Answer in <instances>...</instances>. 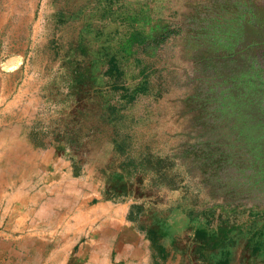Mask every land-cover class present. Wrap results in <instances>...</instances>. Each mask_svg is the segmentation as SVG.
Segmentation results:
<instances>
[{"label":"rangeland","instance_id":"1","mask_svg":"<svg viewBox=\"0 0 264 264\" xmlns=\"http://www.w3.org/2000/svg\"><path fill=\"white\" fill-rule=\"evenodd\" d=\"M21 4L30 8L32 0L0 6V56L16 50L19 39L11 32H27L23 42L36 43L38 50L20 71L31 66L28 75L37 74L41 65L52 94L67 107L61 112L85 104L72 125L80 118L96 126L109 123L101 131H89L90 124L80 130L82 139L70 147L77 161L88 158L94 170L95 162L102 163L129 180L169 236L186 243L191 238L195 245L205 244L208 234L224 243L215 254L230 248L233 264L246 262L262 240L256 233L264 227V198L236 201L224 183L213 180L222 171L205 158L214 118L201 113L214 109L220 87L213 79H198L191 55L205 30L210 34L200 39L202 47L229 49L242 23L234 6L242 9L244 0H41L32 14ZM6 6H15L16 15L6 14ZM179 25L192 35H178ZM47 57L49 67L42 66ZM70 84L72 100L64 102ZM89 134L94 138H86Z\"/></svg>","mask_w":264,"mask_h":264},{"label":"crops","instance_id":"2","mask_svg":"<svg viewBox=\"0 0 264 264\" xmlns=\"http://www.w3.org/2000/svg\"><path fill=\"white\" fill-rule=\"evenodd\" d=\"M40 3L21 7L32 14ZM10 34L19 41L11 55L0 56V264H208L193 239L169 236L129 180L102 163L94 170L88 158L77 161L71 141L82 137L70 121L81 104L61 112L67 107L52 94L41 65L37 74L28 75L31 66L20 71L23 61L35 60L37 44L25 45L27 32ZM70 88L64 102L72 100ZM84 124L90 131L93 125Z\"/></svg>","mask_w":264,"mask_h":264},{"label":"trees","instance_id":"3","mask_svg":"<svg viewBox=\"0 0 264 264\" xmlns=\"http://www.w3.org/2000/svg\"><path fill=\"white\" fill-rule=\"evenodd\" d=\"M234 8L237 10L236 18H241L242 23L239 21L238 31L230 36L232 45L229 49L202 47L200 39L210 34L205 30L199 33V41L194 40L191 55L198 79H213L214 86L220 87L212 98L214 109L209 111L206 105L207 112L201 113L203 118L211 115L214 118L211 125L214 136L205 158L218 164L222 171L213 180L230 189L231 199L260 203L264 198V0H244L242 9ZM175 32L185 37L192 35V31L182 25ZM84 122L87 121L78 120L76 126L79 130L87 128ZM102 123L99 126L93 123L90 131H101L104 125L109 124ZM113 140L110 135V141ZM260 213L264 214V208ZM205 235V244L195 243V252L202 261L233 264L230 248L224 254H215L224 243ZM256 235H261L262 242L254 245L253 252L245 255L246 259L255 255L264 258V227ZM241 263H245L244 259Z\"/></svg>","mask_w":264,"mask_h":264},{"label":"bare ground","instance_id":"4","mask_svg":"<svg viewBox=\"0 0 264 264\" xmlns=\"http://www.w3.org/2000/svg\"><path fill=\"white\" fill-rule=\"evenodd\" d=\"M8 0H0V6L2 5V7H3V5L7 2ZM23 4H21V6H22ZM6 11H7V14L8 15H13V16H15L16 15V7L15 6H6ZM16 21H19V18H17V20Z\"/></svg>","mask_w":264,"mask_h":264}]
</instances>
